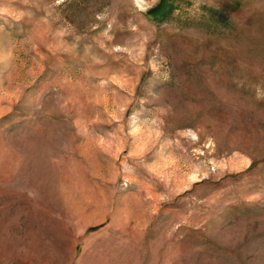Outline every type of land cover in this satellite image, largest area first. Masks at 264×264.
<instances>
[{"label":"rangeland","instance_id":"374dc122","mask_svg":"<svg viewBox=\"0 0 264 264\" xmlns=\"http://www.w3.org/2000/svg\"><path fill=\"white\" fill-rule=\"evenodd\" d=\"M0 264H264V0H0Z\"/></svg>","mask_w":264,"mask_h":264},{"label":"bare ground","instance_id":"6f19581e","mask_svg":"<svg viewBox=\"0 0 264 264\" xmlns=\"http://www.w3.org/2000/svg\"><path fill=\"white\" fill-rule=\"evenodd\" d=\"M136 1L139 2L140 4L144 3L145 6H150V5H152L153 3H155L158 0H136Z\"/></svg>","mask_w":264,"mask_h":264}]
</instances>
